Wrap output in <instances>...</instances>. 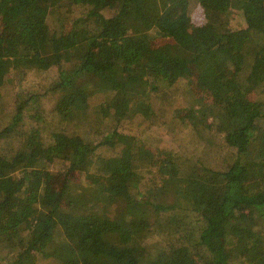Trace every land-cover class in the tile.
Here are the masks:
<instances>
[{
	"label": "trees",
	"instance_id": "1",
	"mask_svg": "<svg viewBox=\"0 0 264 264\" xmlns=\"http://www.w3.org/2000/svg\"><path fill=\"white\" fill-rule=\"evenodd\" d=\"M33 69L0 115V264H264V0H0V105ZM185 104L218 161L180 152ZM92 112L100 138L64 127Z\"/></svg>",
	"mask_w": 264,
	"mask_h": 264
},
{
	"label": "rangeland",
	"instance_id": "2",
	"mask_svg": "<svg viewBox=\"0 0 264 264\" xmlns=\"http://www.w3.org/2000/svg\"><path fill=\"white\" fill-rule=\"evenodd\" d=\"M190 14L192 16L194 24H200L204 22V20L206 19L203 8L198 4L194 5L193 8H191ZM231 21H232V24L236 23L237 21V25H241L243 23L238 18L237 20L233 19ZM55 75H56V72L33 69L29 71L27 74H24V76L18 74L17 72L9 76L7 81L5 80L3 84V89H4L3 94L4 95L2 97L1 105H0L1 120L5 123L10 121L11 115L13 114L14 96H15L16 91L30 89L31 87L43 89V87L48 85L49 82L54 79ZM108 96H109V93L103 92V93L97 94L96 97H93L92 100L90 101L91 103L97 104L98 102L103 101L104 98L105 97L107 98ZM177 98H178V101L175 107L178 108V106L182 105V103L184 102L181 101L179 97ZM158 105H160V101ZM185 105H186V108L183 111L177 110L174 113L172 112V116L181 118V117H185L189 115L192 111V109L190 108L191 106H189V104H185ZM49 107H50V104L46 103L43 105V108H47V110H44V114H48ZM95 117H96V114L94 115L92 112V116H89V120L85 119L82 121H78V120H71L69 122L67 121L64 127L68 130V132L79 133L84 137H86L88 134H91V136L93 137L95 136L96 138H100L99 135H96V133H98L96 131L98 130L103 131L105 129H108L111 126L114 127L115 125V123H112V122H109V123L108 122L100 123L99 121L94 122V121H97ZM193 118L194 117L192 116H190L189 119L181 118L184 120L182 122H178L180 125L179 129H175L178 137H180V135L182 136L181 140H179L180 141L179 142L180 152L183 153L185 156L190 155L192 158H194L195 156V159L205 162L207 164L213 159H215V161L216 160L218 161L219 157H221V155L225 151L228 150V146H226L225 145L226 143L221 141V139L218 140V144H215L216 147H214L208 141H206V143L203 144L202 141L196 137V133L193 130L194 128H191L190 126L186 128L187 125H191V122L192 123L194 122L193 120L195 119ZM143 121L144 119L140 116L135 117L133 119H128L119 125V130L124 131V132H129L132 134H136L138 136L143 135L147 143L150 145L152 149H154L160 144H164L168 142L166 140L159 141L155 136V131H150L148 133L143 132V129L145 128V126H140V123H142ZM174 138L176 137L174 136ZM221 142H223L222 146H220ZM170 143L171 144L176 143V139H171ZM107 153L109 152L107 151ZM217 163L214 162V164H217ZM158 195L160 199L162 200L164 199L167 202L171 201L175 197L173 195L172 190H170L169 192H166L165 194H164V191L160 190L158 192ZM256 221L257 222L259 221L260 224H264V219H256L255 222ZM251 254L253 256H256L255 250H252Z\"/></svg>",
	"mask_w": 264,
	"mask_h": 264
}]
</instances>
